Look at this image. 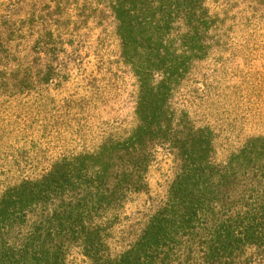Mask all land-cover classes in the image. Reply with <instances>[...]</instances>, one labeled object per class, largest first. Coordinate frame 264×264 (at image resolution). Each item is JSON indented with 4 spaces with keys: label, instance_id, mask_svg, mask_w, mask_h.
<instances>
[{
    "label": "trees",
    "instance_id": "16d2710c",
    "mask_svg": "<svg viewBox=\"0 0 264 264\" xmlns=\"http://www.w3.org/2000/svg\"><path fill=\"white\" fill-rule=\"evenodd\" d=\"M102 1L113 23L110 64L128 69L136 84L131 123L111 119L92 130L86 109L113 97L103 88L116 85L94 77L86 84L92 95L69 93L51 117L46 103L54 100L42 98L33 117L40 129L19 144L17 123L3 114L14 117L34 85L48 91L54 74L36 78L21 65H0V264H66L74 247L86 264H264V88L253 84L261 75L244 74L234 87L204 86L192 110L175 102L193 61L212 48L258 47L247 28L258 24L264 0H252L249 17L210 0ZM41 47L50 61L58 58ZM210 89L221 93L218 101ZM224 134L230 152L222 160ZM157 148L173 156L172 178L157 208L129 227L131 240L116 250L114 231L128 199L148 192Z\"/></svg>",
    "mask_w": 264,
    "mask_h": 264
},
{
    "label": "rangeland",
    "instance_id": "374dc122",
    "mask_svg": "<svg viewBox=\"0 0 264 264\" xmlns=\"http://www.w3.org/2000/svg\"><path fill=\"white\" fill-rule=\"evenodd\" d=\"M102 2V0H0V35L3 34V49L7 55V59L0 65L6 64L11 70L21 65V68H25L36 78H40L45 72L54 74L48 91L44 92L42 87L34 85L33 93L17 105L14 117L8 110L3 114L9 115L10 119L17 123L19 144L29 142L37 135L40 128L35 124L33 117L37 115L35 110L38 109L42 98L54 100L53 105L49 99L46 103L48 117H51L54 114L53 106L58 109L60 102L69 93H72L75 100L82 97L87 99L92 95L94 88L91 89L86 84L89 78L94 77L103 78V85L106 83L104 79L111 78V84L116 82V85L112 90L110 87L108 90L103 88V94L109 93V96L113 94V97L106 99L102 105L92 104L86 109L85 114L89 118L88 123L92 130H99L104 122L111 119H119L124 124L131 123L136 84L128 69L125 70L122 66L118 69L114 64H110L116 61L113 23L109 17L108 7ZM252 2L210 0L209 4L210 7H219L222 11L230 9L234 15H240L241 12L249 13L243 15L249 17L252 15ZM227 12L232 16L230 11ZM259 15L261 18L258 19V24L248 21L247 28L249 35L256 36L258 47L255 48L251 43L254 49L239 53L214 47L208 52L207 57L193 61L188 78L176 92L177 106L192 110V107L199 104L204 86L208 85L209 88L221 84L238 86L244 74H260L261 77L255 76L253 84H256L257 89L260 85L264 88V30H258L260 24L264 23V9ZM40 46L43 49L53 47L59 55L58 58L50 61L45 52H38ZM47 66L50 67L49 71L46 69ZM107 69L113 70L114 75ZM210 91L211 89L208 94H211V101H218L221 93ZM12 106L8 107L9 111L14 110L15 104L12 103ZM260 123L264 125V119ZM226 137L231 138L230 135L224 134L217 140L218 156L222 160L230 152L229 146L222 140ZM233 140L237 141L235 138ZM51 155L52 153L49 156ZM172 167L173 156L166 149L157 148L155 160L147 175L148 192L128 199L122 212L121 225L114 231L112 248L122 250L121 248L126 246L132 237V235L128 237V233L131 232L129 227L136 222L144 221L157 208L172 178ZM66 264H86L79 248H71Z\"/></svg>",
    "mask_w": 264,
    "mask_h": 264
}]
</instances>
